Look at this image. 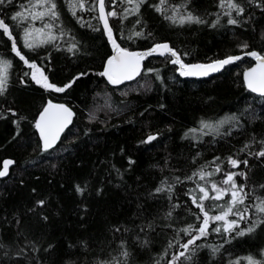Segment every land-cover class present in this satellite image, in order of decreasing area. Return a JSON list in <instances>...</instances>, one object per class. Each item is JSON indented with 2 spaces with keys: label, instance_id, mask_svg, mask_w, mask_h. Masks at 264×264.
Instances as JSON below:
<instances>
[{
  "label": "trees",
  "instance_id": "1",
  "mask_svg": "<svg viewBox=\"0 0 264 264\" xmlns=\"http://www.w3.org/2000/svg\"><path fill=\"white\" fill-rule=\"evenodd\" d=\"M55 2L58 21L48 16L33 20L30 15L23 22L12 21L11 16L23 10L21 6L33 12L44 10L32 9L29 0L0 6V18L10 25L21 54L36 64L49 83L63 87L87 73L64 92L45 89L34 82L28 65L11 50L12 41L0 32V61H11L7 91L0 96V170L3 161L14 162L8 175L0 178V264L123 261L122 240L130 253L127 264H168L179 249L177 241L182 244L189 239L180 229L200 224L196 217L202 214L191 200L193 195H203L192 191L197 183L210 188V182L219 184L226 178L224 173L244 171L248 179L236 176L235 180L237 185H246L249 196L245 204L258 203L257 196L264 199L260 187L264 184V157L258 160L249 155L260 150L259 141L264 140V97L249 91L241 76L252 60L243 58L216 75L197 79L177 74L168 56L151 57L138 78L113 87L99 75L110 48L96 10H87L94 0H85V10L77 9L75 17L68 0ZM238 2L246 8L243 16L236 17L242 22L239 26L227 24L228 17L223 15L227 9L219 7V0H168L161 6L167 15L178 6L177 18L191 11L206 20L204 24H173L153 7L159 0H147L138 15L109 20L123 47L144 49L167 41L185 62H208L252 50L264 54V10L247 0ZM260 2L264 4V0ZM105 5L107 11L115 7L118 13L132 7L120 0L114 6L106 0ZM217 14L219 24L210 27ZM49 23L53 27L45 28ZM25 28L31 32L29 41L38 45L33 49L24 47ZM136 31L144 35L133 36ZM49 33L56 39L41 43ZM244 42L249 47L239 48ZM73 43L77 50L70 53L67 49ZM49 101L64 103L74 115L57 146L44 152L35 123ZM233 115L239 120L220 127V135L200 131L202 120L216 124ZM193 128L197 131L189 132ZM229 130L231 134L225 135ZM149 135L156 139L141 143ZM246 143L251 147L241 152ZM229 156L247 159L249 166L241 163L233 168ZM216 157L220 159L213 163ZM216 165L222 171L206 180L198 176L187 179L202 166L214 171ZM76 185L85 189L83 194L76 191ZM169 185L171 192L167 191ZM158 187L165 191L156 193ZM229 199L230 195L218 201L207 199L205 209L209 215H217L220 209L216 205ZM39 200L45 201L44 206L37 204ZM169 211L171 217L166 216ZM210 224L207 238L196 242L204 247L194 257V264H248L244 258L249 256L264 261V227L224 243L221 235L211 231L222 222ZM247 226L241 221V228ZM220 245L223 247L213 254L211 247Z\"/></svg>",
  "mask_w": 264,
  "mask_h": 264
},
{
  "label": "snow or ice",
  "instance_id": "2",
  "mask_svg": "<svg viewBox=\"0 0 264 264\" xmlns=\"http://www.w3.org/2000/svg\"><path fill=\"white\" fill-rule=\"evenodd\" d=\"M13 0H0V6L2 5H10ZM123 4L131 5L130 8L123 9L122 12L118 13L115 10V7L112 8L111 11H105V0H94L92 6L87 8L88 11L96 10V4H98L99 16L97 17L99 20L103 21L104 31L107 35L108 41L111 43L113 47V51L115 55L108 57L106 61V66L103 72H100L99 75L103 76L107 79L110 84L116 85L120 84L125 80H132L135 76L140 75L141 70V61L145 59L147 56H151L154 53H158L161 56L167 55L170 59L169 62L174 65H179L180 75L181 76H208L210 73H215L221 71L226 65H230L236 61L242 59L239 55H228L223 59H216L207 64H186L181 58V53H179L175 48L171 47L168 43H157L154 44L152 48L147 50L146 52H133L129 51L127 48L121 47L119 43H117L116 38L113 35V28L109 25L108 18L109 17H120L122 19H127L129 15H138L139 10L142 4L146 3L147 0H120ZM168 0H159L158 5H153L157 12H161L164 15L166 20L171 21L173 24L179 23L180 25L184 24H204L207 23L206 20L201 18L198 15L193 14L191 11H187L185 15H179L177 18V14L179 13V7H172V15H167V9H162L161 6L166 5ZM31 4V8L35 9L37 7L44 9L40 12L30 11L28 8H23L22 11L15 12L14 15L11 16L12 21L23 22L28 19L30 15L33 20L35 19H43L45 16H48L52 21L59 20V13L56 10L57 4L55 0H29ZM249 5L255 3L256 7L264 10V4L260 2V0H247ZM69 9L72 15L75 17L77 13V9L85 10V0H68ZM111 5L116 4V0H110ZM186 7V5H182ZM219 7L221 9H227L224 11L223 15L228 17L227 24L228 25H236L239 26L242 22L236 17L243 16L246 8L238 0H219ZM233 12H235V17L233 16ZM27 13V15H26ZM78 22L82 21L81 17L77 18ZM220 22V16L217 14V19L210 24V27L215 28L217 24ZM246 22V20L244 21ZM137 24L140 23L139 20L136 21ZM90 26V25H89ZM45 28L51 29L53 27L52 24H45ZM99 31V29H94ZM42 31V30H37ZM0 32L6 35L11 41V50L15 53L16 56L20 58L29 68L37 69L35 63H29V61L25 58L24 55L21 54V51L17 47V41L13 38L11 27L9 24L5 23V20L0 18ZM63 35V33H62ZM135 37H142L144 34L142 31H136L132 34ZM150 35V34H149ZM31 36V32L29 29H24V47L33 49L35 46L33 43L29 41V37ZM131 39L132 37H128ZM56 39L55 36L49 33L48 39L46 41H42L41 43L52 42ZM261 39H264V33L261 35ZM241 49H247L249 47L247 42L238 45ZM77 50V45L73 43L68 49V52H74ZM184 56H187L188 53H183ZM245 55L254 58L258 63L255 67L250 68L247 72L244 73V79L247 83V87L250 91L254 93H258L260 96L264 97V55L261 53L252 50L245 52ZM11 67V61L3 60L0 61V96L4 95L7 91V82H8V72L7 69ZM39 71V69H37ZM149 71H152L149 69ZM25 76L28 73L24 74ZM41 79H38L35 74L32 75V79L36 81L37 84H41L45 89H50L55 92H64L66 88L71 87V84L75 82V79H79L80 76L87 75V73H80L73 81L69 82V84L64 85L63 87H58L53 83L48 82L47 76H44L43 73H40ZM157 79H160L157 76ZM11 111V109H9ZM15 115V113H12ZM74 113L70 108L66 107L62 104H53L51 101L47 103V105L43 108V111L40 113L39 120L36 121L35 127L39 130L40 137L43 141V151L47 152L51 149L55 143L60 139L61 133L72 123V117ZM2 118V117H0ZM239 120V117L233 115L232 117L225 118L223 120L218 121L216 124H212L210 122L201 121L200 122V131L203 133V129H208V133H203L205 135L215 132L217 135H220L219 132L220 127H222L226 123H231V121ZM197 129H190L189 132L195 133ZM231 130L225 133V135H230ZM188 133L185 134L187 137ZM155 135H149L146 140L141 143H150L155 140ZM261 144L260 150L256 152H249V155L255 156L258 160L264 157V140L259 141ZM251 147L250 143H246L241 149V152L247 151ZM219 157L214 158L213 163L216 160H219ZM228 162L231 164L233 168H237L242 163L246 168L249 166L248 160L245 159L243 161L234 159L233 157H228ZM14 162L11 160L3 161V170H0V178L8 175L9 165ZM130 163H134V161H130ZM222 171L219 165H216L214 171H205L203 166L197 172H194L192 176L187 177V179L191 180L193 177L198 176L200 180H206L207 177H211L216 173H220ZM225 179L219 182H210V188L205 185H201L197 183L196 189L192 191L198 190L203 195L199 197L193 195L191 196L192 204L200 209V213L202 215H197V220L200 221L198 227H194L189 225L187 228L180 229L183 231L185 235L189 236V239L179 244V249H183V251L177 250L176 254L172 255L168 264H194V257L197 252L204 247V245L197 244L196 242L202 238H207L209 235V229L211 227L210 222H222L221 226L211 228L212 232H215L222 236L224 243H231L233 239L236 237H243L246 235H250L264 227V199L257 196L255 199L258 203H250L245 204V200L248 198L249 193L245 191L246 185L240 184L237 185L235 180L236 176L242 177L244 180L248 179V175L244 171L240 172H226L224 173ZM177 181L180 180L179 177L176 178ZM206 183H208L206 181ZM227 185V187H224ZM260 187L264 189V184H261ZM84 188L80 185H76V191L80 194H83ZM172 186L169 185L167 191L171 192ZM35 191V190H34ZM165 191L163 187H158L155 189L156 193H160ZM215 193L214 195H210L209 192ZM225 195H230V199L225 201L223 205H216L220 209V213L217 215H209V211L205 209L204 201L207 199H211L214 201L222 200ZM39 206H44L45 201L39 200L37 201ZM174 207H178V205H174ZM252 208L254 211L252 213L249 212V209ZM172 212L169 211L166 216L171 217ZM233 216L235 219L229 220L228 217ZM46 220L47 217H44ZM241 221L245 222L248 226L245 228L240 227ZM147 227H151L148 225ZM116 232H120V228L115 229ZM143 231V229H141ZM125 241L120 242V256L124 259L123 261L117 260L113 258L111 262H101V264H127V258L130 253L124 247ZM169 248L173 247L172 242H169ZM51 247V246H49ZM211 247V246H210ZM220 245L218 247H211V251L213 254L219 252ZM167 254V253H165ZM261 255L264 256V250L261 251ZM248 261V264H264V261L257 260L254 257H245ZM231 264H239V261L231 262Z\"/></svg>",
  "mask_w": 264,
  "mask_h": 264
},
{
  "label": "water",
  "instance_id": "3",
  "mask_svg": "<svg viewBox=\"0 0 264 264\" xmlns=\"http://www.w3.org/2000/svg\"><path fill=\"white\" fill-rule=\"evenodd\" d=\"M105 1H106V0H105ZM105 11L107 12L106 7H105ZM96 13H97V17H98V16H99L98 4H96ZM98 20H99V19H98ZM108 22H109V25L112 27L109 18H108ZM99 24H100V27H101V29H102L103 35H104V37H105V40H106V42H107V44H108V46H109V48H110V54L105 58V60H104V62H103V66H102V69H101V72H103L104 69H105L106 61H107L108 57H110V56H112V55H115V53H114V51H113V47H112L111 43H110V42L108 41V39H107V35H106L105 31H104L103 21H102V20H99ZM112 28H113V27H112ZM113 35H114V37L116 38L115 33H114V30H113ZM116 40H117V38H116ZM165 42L168 43V44L170 45V43L167 42V41L156 42V43H154V44H157V43H165ZM117 43H119V44L121 45V43H120L118 40H117ZM154 44H152L151 46H149V47H147V48H144V49H128V50H129V51H133V52H146L147 50H149L150 48H152ZM170 46H171V45H170ZM121 47H123V46L121 45ZM171 47H172V46H171ZM257 52H258V51H257ZM236 55L241 56L242 59H243V58H247V59H250V60L253 61V63H252L250 66H248L247 68H245V69L242 71V74H241V76H242V81H243L245 87L248 89V87H247V83H246V81H245V79H244V73L247 72L250 68L255 67V66L257 65L258 62H257L254 58L245 55V52H243V53H239V54H236ZM262 55H264V54H262ZM165 56H167V55H165ZM151 57H163V56L159 55L158 53H154L153 55H151V56H147L145 59H143V60L141 61L140 75H141V73H142V71H143V69H144V63L146 62V60H148V59L151 58ZM224 58H225V57H224ZM221 59H223V58H221ZM242 59H241V60H242ZM183 61H184V60H183ZM212 61H214V60H212ZM212 61H208V62H185V61H184V63H186V64H197V63H199V64H207V63H210V62H212ZM239 61H240V60H239ZM239 61H236V62H239ZM236 62H234V63H236ZM234 63H232V64H234ZM170 64H171V63H170ZM172 65H174V64H172ZM230 65H231V64H230ZM175 66H176V73L180 75V68H179V65H175ZM227 66H229V65H226L224 68H226ZM224 68H223V69H224ZM223 69H222V70H223ZM222 70H221V71H222ZM221 71H219V72H221ZM219 72L210 73L208 76H203V77H202V76H182V77L203 79V78H208V77H211V76H213V75H216V74H218ZM140 75L135 76L134 79H132V80H125V81H123L122 83H120V84H116V85L110 84V83L107 81V79H106L105 77H103V78H104V80H105L110 86L117 87V86H120V85H122V84H125V83H128V82H131V81L135 80V79L138 78ZM180 76H181V75H180ZM248 90H249V89H248ZM249 91H250V90H249ZM251 92H252V91H251ZM252 93H254V92H252ZM254 94L259 95L258 93H254ZM51 102H52L53 104H62V105H65L64 103H61V102H56V101H51ZM46 105H47V104H46ZM46 105H45V106H46ZM45 106H44V107H45ZM65 106L68 107L67 105H65ZM44 107H43V108H44ZM68 108H69V107H68ZM42 111H43V109L41 110V112H42ZM71 111H72V110H71ZM41 112H40V113H41ZM72 112H73V111H72ZM40 113H39V115H38V117H37V120H39ZM72 118H73V117H72ZM70 125H71V124H70ZM70 125L64 130V132L70 127ZM36 131H37V135H38V138H39V141H40L41 147L43 148V141H42V139H41V137H40V133H39V130H38L37 128H36ZM64 132L61 133V135H60V139L62 138ZM60 139L55 143V145H54L51 149H53L54 147L57 146V144L59 143ZM49 150H50V149H49Z\"/></svg>",
  "mask_w": 264,
  "mask_h": 264
},
{
  "label": "rangeland",
  "instance_id": "4",
  "mask_svg": "<svg viewBox=\"0 0 264 264\" xmlns=\"http://www.w3.org/2000/svg\"><path fill=\"white\" fill-rule=\"evenodd\" d=\"M37 69H39L38 67H37ZM37 69H32V68H30V70H31V77H32V75L33 74H35L36 76H37V78L38 79H41V75H40V73L42 72L40 69H39V71H37ZM43 73V72H42ZM43 75H44V73H43ZM45 76V75H44ZM34 82L36 83V81L34 80ZM39 85H41V84H39Z\"/></svg>",
  "mask_w": 264,
  "mask_h": 264
},
{
  "label": "bare ground",
  "instance_id": "5",
  "mask_svg": "<svg viewBox=\"0 0 264 264\" xmlns=\"http://www.w3.org/2000/svg\"><path fill=\"white\" fill-rule=\"evenodd\" d=\"M116 36V35H115ZM117 38V37H116ZM118 40V39H117ZM125 48V47H124ZM248 52V51H247ZM147 61V60H146ZM43 149V148H42ZM1 170H3V168L1 169Z\"/></svg>",
  "mask_w": 264,
  "mask_h": 264
}]
</instances>
